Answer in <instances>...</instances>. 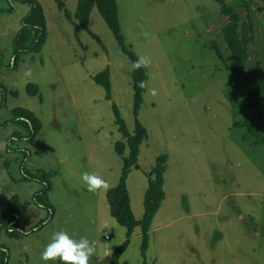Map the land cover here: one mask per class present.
I'll return each instance as SVG.
<instances>
[{
    "label": "rangeland",
    "instance_id": "obj_1",
    "mask_svg": "<svg viewBox=\"0 0 264 264\" xmlns=\"http://www.w3.org/2000/svg\"><path fill=\"white\" fill-rule=\"evenodd\" d=\"M38 1L45 11L48 39L41 53L24 52L14 68L16 38L31 6L0 0V213L19 194L21 225L27 230L11 239L3 230L1 240L10 250L8 264H46L41 252L51 234L63 229L77 238L87 236L95 245L97 254L89 264H112L115 248L127 239V228L112 216L107 197L119 184L124 166L115 145L127 142L113 105L119 106L134 132L132 61L97 8L90 15V28L107 50L85 29L77 37L78 0H65L72 20L56 0ZM117 2L126 43L138 56L152 59L138 116L148 138L127 177L138 220L145 213L149 173L167 155L166 198L150 226L146 260L264 264V143L246 125L254 121L264 132V96L251 108L249 87L210 45L217 41L226 60H233L223 36L231 17L215 0ZM226 3L241 17V38L254 35L245 76L264 75V0ZM144 31L152 37L145 39ZM105 69L110 70V100L94 79ZM29 70L31 75H25ZM29 83L39 86L42 100L29 93ZM153 88L156 96L151 95ZM17 107L30 109L41 119L42 130L35 138L14 139L19 131L30 134L13 122ZM38 169L55 172L49 194L54 213L36 203L40 182L22 180L24 173ZM83 172L101 176L109 189L88 192ZM143 242L139 225L120 264H143Z\"/></svg>",
    "mask_w": 264,
    "mask_h": 264
},
{
    "label": "trees",
    "instance_id": "obj_2",
    "mask_svg": "<svg viewBox=\"0 0 264 264\" xmlns=\"http://www.w3.org/2000/svg\"><path fill=\"white\" fill-rule=\"evenodd\" d=\"M23 3H27L31 6L29 13L23 18L22 27L17 35L16 43L13 52V66L17 67L18 62L21 59V55L24 52L33 51L41 53L44 44L48 39L47 33V20L45 11L42 8L41 3L38 0H18ZM61 10H64L68 19L72 20L73 16L66 8L65 0H56ZM222 5V13L231 17V20L223 27V36L231 52L234 53V58L231 62L226 60L219 43L217 41L211 42V47L216 49L218 55L226 67L239 79L243 84H247L250 89V104L249 106L255 107L260 103V99L264 96V75H260L254 79H249L245 76V69L248 60L249 45L253 41V36L247 35L241 38L239 34L240 15L235 11L232 6L226 3V0H215ZM97 8L104 18L105 22L111 29L118 45L122 51L130 58L132 63L139 57L138 54L132 49L130 45L126 43L124 34L122 33V26L120 23L119 5L117 0H78V6L76 11V24L77 37L81 29H85L88 33L107 50L106 44L102 37L94 32L90 28V15L92 10ZM133 88L135 91L136 106L134 108V114L136 117V128L134 132H131L127 126L125 119L121 116L119 106L114 104V113L117 117V123L119 125L120 132L125 142L119 141L115 146L116 152L123 159V171L119 184L108 191L107 197L111 206V214L116 220L127 228V239L115 248L113 252L112 264H120V258L128 248L133 232L137 226L142 227L144 236V242L142 246V252L145 260L143 264H150L146 259V252L149 246V230L153 222L154 216L158 213L162 204L166 198V192L164 189L165 184V172L167 167V155H163L158 159L157 164L152 168L149 173L150 183L147 190L145 199V213L142 219L138 220L133 212L130 194L127 187V177L131 168L138 163L140 154V145L148 138V131L139 119L140 105L142 102V94L145 92V88L139 87V83L143 81L147 86V80L149 79L147 68L133 71ZM95 81L102 85L107 93L106 98L112 99L111 94V80L110 70L105 69L94 77ZM28 91L32 96H39L42 100L39 86L36 83H29ZM16 94L17 92H13ZM13 122L22 124L23 127H27L30 130V134L24 136L21 131L14 134V139L24 140L35 138L42 130L41 119L30 109L24 107H17L13 109ZM243 123H238L242 125ZM6 125V123H5ZM247 127L250 132L257 137L259 143H264V132L261 131L256 122L247 121ZM128 149V153L125 150ZM8 165V164H7ZM9 167V165H8ZM23 174V173H22ZM54 171H47L45 169H38L36 173H24L22 180H38L42 185V190L36 195V203L47 207L54 213V205L50 203V190L52 185V178L54 177ZM21 197L19 194L12 196L7 208L4 212L0 213V239H2L1 232L7 231L10 237H19L21 234L27 232L20 225L21 217ZM39 225V224H38ZM10 250L7 245L0 244V264L9 263Z\"/></svg>",
    "mask_w": 264,
    "mask_h": 264
},
{
    "label": "clouds",
    "instance_id": "obj_3",
    "mask_svg": "<svg viewBox=\"0 0 264 264\" xmlns=\"http://www.w3.org/2000/svg\"><path fill=\"white\" fill-rule=\"evenodd\" d=\"M145 39L152 37V33L144 31L142 33ZM152 64L151 57L139 56L131 66L132 71L148 68ZM25 75H31V70L25 73ZM141 88H145L146 85L141 81L138 85ZM157 90L153 88L151 95L156 96ZM81 180L90 193H96L98 191H107L110 187L107 180L97 175L96 173L83 172L81 174ZM21 225V217H20ZM22 226V225H21ZM27 231L25 228H23ZM10 237V236H9ZM13 237H10V239ZM0 244L5 243L0 239ZM97 254L95 245L90 241L87 236H79L75 233H69L66 230L54 231L51 234L50 242L43 248L41 252V259L46 262L59 261L60 264H89L90 259Z\"/></svg>",
    "mask_w": 264,
    "mask_h": 264
}]
</instances>
